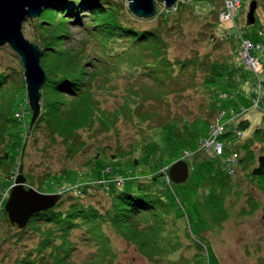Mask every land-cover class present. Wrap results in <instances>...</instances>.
Returning a JSON list of instances; mask_svg holds the SVG:
<instances>
[{"label": "rangeland", "instance_id": "obj_1", "mask_svg": "<svg viewBox=\"0 0 264 264\" xmlns=\"http://www.w3.org/2000/svg\"><path fill=\"white\" fill-rule=\"evenodd\" d=\"M231 1H240L232 19L223 16ZM254 1L258 2V7L256 22L252 24L249 14ZM193 4L195 12L186 10L181 31H175L168 38V54L172 59L209 55L213 61L229 66L230 72L221 81L225 88L219 93L204 91L201 88L203 78L198 74L192 77L196 85L186 84L180 90L176 88L169 92L166 102L156 99L147 101L141 112L157 115L155 122L139 125L135 116L133 119L123 117L110 133L84 129L85 149L73 158L67 156L62 138L53 143L44 134H29L34 126L30 129L33 112L29 98L24 95L18 98L14 109L17 123L9 124V132L14 130V135L23 137L25 154L17 156L21 171L13 176L11 187L0 184V264H15L23 245L32 243L26 238L21 242V248H17L15 243L18 239L14 236L19 228L11 224L6 212V204L20 175L25 176L27 188L57 194L61 199L83 195L81 200L85 204H92L104 212L110 207L113 186L124 189L131 179L146 181L143 174H133L132 169L125 165L134 157L120 160L123 165L111 159L116 147L121 145L125 150H130L131 145L147 147L145 144L149 141L156 146L155 139L159 140V149L149 147L145 150L142 147L136 157L143 152L149 153L151 163L155 166L158 162L162 163L161 172H167L168 181L172 180L169 174L171 167L179 161L186 162L190 170L187 181L175 186L186 213L180 221L181 236L177 247L160 259L161 264H264V186H261L264 183L253 173L259 157L264 154V144L255 135L257 128L264 130V37L260 34L264 30V0H195ZM157 7L159 12L170 13L162 1L157 2ZM177 14L171 16L173 20L178 18ZM133 23L137 27H150L155 21L141 18L140 22L134 20ZM26 24L24 33L35 43L36 31L30 23ZM72 33L75 45L86 37V33L76 27ZM247 40L253 45L251 55L258 56V70L257 67L252 68L247 57L242 55L241 43ZM261 45L263 49L259 50V54L257 48ZM0 62L6 68L24 71L20 57L9 45L0 49ZM124 74L110 84L108 90L98 89L101 92L98 99L101 110L113 111L123 105L128 97L126 88L129 82ZM170 119L190 122L196 136L184 123H180V140L186 144L177 140L178 145L170 146L167 135L161 130L150 131L152 126L157 127ZM218 124L226 127L220 135L216 134ZM8 141L10 139L6 137L5 144H0V154L7 149ZM101 149L104 153L98 155ZM96 156H99L98 160H95ZM213 166L227 171L229 175V184L224 188L218 206L214 205V198L219 196L211 199L213 193L218 194L216 186L209 184L202 187ZM9 167L11 169L10 165L2 164L0 175L6 176L5 169ZM67 168L71 169L72 183L59 184L54 191L40 189L47 174H56ZM112 168L117 173L111 172ZM124 172L130 175L125 176ZM224 172L216 170L217 176ZM84 189L88 194L82 193ZM168 223L169 229H176L172 220ZM108 234L115 252L113 264H159L149 259L125 236L115 231ZM72 239L78 247L72 253V260L76 264H94L93 258L99 251L97 243L86 241L77 232L73 233Z\"/></svg>", "mask_w": 264, "mask_h": 264}, {"label": "trees", "instance_id": "obj_2", "mask_svg": "<svg viewBox=\"0 0 264 264\" xmlns=\"http://www.w3.org/2000/svg\"><path fill=\"white\" fill-rule=\"evenodd\" d=\"M127 1L54 0L39 18L26 22L36 31L35 43L44 51L42 64L47 73V82L42 88L41 115L30 135L44 134L53 143L62 138L70 158L85 149L84 129L110 133L123 117L133 119L135 116L139 125L155 122L157 115L141 112L147 101L166 102L169 92L176 88L180 90L186 84L196 85L193 78L198 74L203 78L201 88L204 91L216 94L225 88L221 81L226 79L230 69L224 63L213 61L209 55L172 59L168 54V38L175 31H181L186 10L195 12V0L180 1L175 7L176 12L174 8L169 9V14L158 10L156 17L147 19L148 22L155 21L150 27H137L133 23L134 20L140 22L141 18L130 11ZM175 13L178 18L173 20L171 16ZM74 27L86 33L78 45L72 42ZM123 73L129 80L126 88L128 97L118 109L101 110L98 100L101 92L98 89L108 90ZM23 95L25 98L28 96L24 71L6 68L0 62V144H5L6 137L10 139L7 149L0 154V166H11V169H5L6 176L0 175V184L6 188L11 187L13 176L21 171L17 156L25 154L23 137L14 135V130L9 132V124L17 123L14 109L18 98ZM174 121L170 119L157 127L152 126L150 131L161 130L167 135L170 146L178 145L180 123L195 135L190 122ZM255 135L264 144V130L257 128ZM155 141L156 146L149 141L145 144L147 147L131 145L130 150L121 145L116 147L111 159L122 164L120 160L134 157L125 165L132 169L133 174H143L146 181L131 179L124 189L113 186L110 207L104 212L92 204H85L81 200L83 195H70L62 198L54 208L36 214L25 229H18L14 236L18 239L15 243L17 248H21V242L26 238L32 243L23 245L15 264H76L72 260V253L78 248L72 239L75 232L99 246L92 261L94 264H113L115 252L109 231L125 236L149 259L161 264L160 259L168 256V252L178 245L180 221L186 213L184 203L175 191V186L181 183L168 181L167 172H161L162 163L158 162L156 166L151 163L149 153L143 152L136 157L142 147L157 150L159 140ZM180 143L185 141L180 140ZM102 152L104 150L98 155ZM98 158L96 156L95 160ZM216 170L224 172L213 166L202 187L216 186L218 194L213 193L211 199L219 196L214 198V205L218 206L221 194L229 184V175L225 171L217 176ZM113 171L116 170L112 168ZM253 173L264 183V154L259 157ZM124 175L129 176L130 173L124 172ZM42 181L41 190L54 191L59 184L73 182L71 169L49 173ZM85 189L82 193L88 194ZM168 220L173 221L176 229L168 228Z\"/></svg>", "mask_w": 264, "mask_h": 264}, {"label": "water", "instance_id": "obj_3", "mask_svg": "<svg viewBox=\"0 0 264 264\" xmlns=\"http://www.w3.org/2000/svg\"><path fill=\"white\" fill-rule=\"evenodd\" d=\"M53 1L0 0V49L9 45L23 63L24 79L33 112L30 129L41 115L42 88L47 82V73L42 64L44 51L26 37L24 24L30 19L39 18ZM158 1H162L167 9H173L182 0H128L127 5L135 16L150 19L158 13ZM257 7L258 2H252L249 14L252 24L256 22ZM169 174L176 183L186 182L190 175L189 166L186 162L179 161L171 167ZM25 183L26 178L22 174L18 177L6 204L11 224L20 230L25 229L36 214L54 208L61 199L57 194H45L32 187L27 188Z\"/></svg>", "mask_w": 264, "mask_h": 264}, {"label": "built area", "instance_id": "obj_4", "mask_svg": "<svg viewBox=\"0 0 264 264\" xmlns=\"http://www.w3.org/2000/svg\"><path fill=\"white\" fill-rule=\"evenodd\" d=\"M239 6H240V1H235V2L231 1L230 2V8L227 7V9H226V11H225L223 16L225 18H231L232 19V17L234 16V12H236L238 10ZM260 34L262 36H264V30L261 31ZM252 46L253 45H252V43L249 40H247L246 43L245 42L243 44L241 43V52H242L243 57H247L248 62L250 63L251 67L252 68L257 67L256 69L258 70L259 67H260L259 63H258V56L251 55ZM260 48H262V45L257 48L258 53H259V49ZM217 127H218L216 129V134L217 135H220V133H222L225 130V128H226L225 126H222L220 124H218ZM219 150L220 151L222 150V148L220 147V144H219Z\"/></svg>", "mask_w": 264, "mask_h": 264}]
</instances>
